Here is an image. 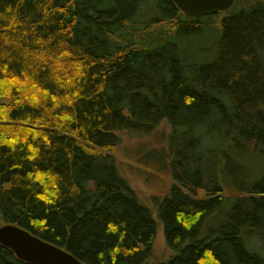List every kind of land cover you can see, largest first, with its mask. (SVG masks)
Listing matches in <instances>:
<instances>
[{
  "label": "trees",
  "instance_id": "1",
  "mask_svg": "<svg viewBox=\"0 0 264 264\" xmlns=\"http://www.w3.org/2000/svg\"><path fill=\"white\" fill-rule=\"evenodd\" d=\"M142 5L0 0V218L83 264H147L156 218L177 249L156 264H264L249 247L251 238L264 246V175L226 209L209 174L226 152L202 145L212 133L264 152V0L219 17L209 62L180 42L219 11L190 16L173 0H152L146 16ZM163 119L172 183L149 208L112 153L85 145L112 148L118 130L148 132ZM0 264L32 263L0 243Z\"/></svg>",
  "mask_w": 264,
  "mask_h": 264
},
{
  "label": "rangeland",
  "instance_id": "2",
  "mask_svg": "<svg viewBox=\"0 0 264 264\" xmlns=\"http://www.w3.org/2000/svg\"><path fill=\"white\" fill-rule=\"evenodd\" d=\"M245 0H234L232 5L224 11H219L218 16L210 17L208 27L198 35H192L180 42L191 59L198 62H209L212 60L216 48V34L212 32L219 26V17L225 15V11H232L241 5ZM142 8L145 15L152 13L154 6L152 0H143ZM230 13V12H229ZM228 13V14H229ZM217 16V17H216ZM168 24H165L167 26ZM151 28H157V24H151ZM6 101V99H4ZM172 128L167 119H163L153 129L148 132L130 131L127 129L118 130L119 144L112 148L94 147L86 144V148L91 152H109L115 156L117 170L120 175L126 179L141 202L149 208H152V200L161 198L169 189L172 183L170 160L172 156L170 133ZM202 145L206 150H212V144L215 147L222 146L226 155L219 158L218 166L213 168L209 174L218 175L219 184L228 209L233 199L240 195L242 188L248 185L250 181L257 178L258 175H264V152L251 149L242 150L234 146L230 140H224L217 134H203ZM206 157H210L207 153ZM171 159V158H170ZM200 167L208 174L210 165L205 159L200 160ZM241 169L246 170V176L239 179ZM238 179V180H237ZM198 196H204V191H196ZM154 213V211H153ZM155 214V213H154ZM156 218V215H155ZM4 224L0 218V225ZM202 231V230H201ZM203 234V233H202ZM163 223L156 218V234L151 247V254L147 258V264H156L166 261L171 255L175 254L177 249L168 247L165 243ZM250 249L263 253L264 246L256 238H251Z\"/></svg>",
  "mask_w": 264,
  "mask_h": 264
},
{
  "label": "water",
  "instance_id": "3",
  "mask_svg": "<svg viewBox=\"0 0 264 264\" xmlns=\"http://www.w3.org/2000/svg\"><path fill=\"white\" fill-rule=\"evenodd\" d=\"M234 0H173L185 14L194 16L227 10ZM0 243L20 259L32 264H83L66 249L55 245L14 224L0 225Z\"/></svg>",
  "mask_w": 264,
  "mask_h": 264
}]
</instances>
